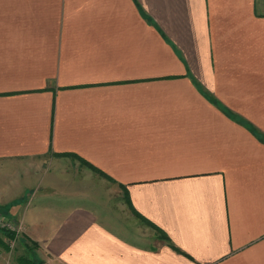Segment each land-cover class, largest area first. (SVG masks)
Segmentation results:
<instances>
[{
	"label": "crops",
	"instance_id": "0c3cea01",
	"mask_svg": "<svg viewBox=\"0 0 264 264\" xmlns=\"http://www.w3.org/2000/svg\"><path fill=\"white\" fill-rule=\"evenodd\" d=\"M0 203L44 263L264 264V0H0Z\"/></svg>",
	"mask_w": 264,
	"mask_h": 264
},
{
	"label": "rangeland",
	"instance_id": "374dc122",
	"mask_svg": "<svg viewBox=\"0 0 264 264\" xmlns=\"http://www.w3.org/2000/svg\"><path fill=\"white\" fill-rule=\"evenodd\" d=\"M60 157H65V159ZM57 159L59 162L68 165L66 175L71 178L69 179V186H77L81 191L90 192L92 195H97L96 193H98L103 196L106 203H109L111 207L119 210L120 213L126 211L125 207L122 211L123 204L125 206V198L113 180L94 169L89 162L75 154H61ZM100 190L103 193H100ZM9 207H7V204L0 203V216L15 226V229L10 230L17 232V237L15 238V241L8 240L11 248L4 254L5 260H3V256H0V260L5 261V263L9 261L12 263L16 262L17 264H25L24 262L27 261V264H39L40 262H43L42 253L38 249L39 243L31 239L27 240L23 238L18 225L11 216H9ZM133 217V221L135 222L133 224H136L134 227L138 229V218L135 215H133ZM142 228L144 229V227ZM0 229H3V227Z\"/></svg>",
	"mask_w": 264,
	"mask_h": 264
},
{
	"label": "trees",
	"instance_id": "16d2710c",
	"mask_svg": "<svg viewBox=\"0 0 264 264\" xmlns=\"http://www.w3.org/2000/svg\"><path fill=\"white\" fill-rule=\"evenodd\" d=\"M92 166V165H91ZM94 169H96L94 166H92ZM97 170V169H96ZM100 172V170H98ZM100 173H103V172H100ZM104 174V173H103ZM105 176H107L106 174H104ZM108 177V176H107ZM6 236H8L10 239L14 240L16 237H17V232H15L14 230H10L8 228H3V229H0ZM161 237L166 239V237L164 236V234L162 233L161 234ZM25 264L28 263L27 262H24ZM39 264H45L44 262H40Z\"/></svg>",
	"mask_w": 264,
	"mask_h": 264
},
{
	"label": "built area",
	"instance_id": "2783aa9c",
	"mask_svg": "<svg viewBox=\"0 0 264 264\" xmlns=\"http://www.w3.org/2000/svg\"><path fill=\"white\" fill-rule=\"evenodd\" d=\"M2 227L8 228V229H15V226L12 223L3 219L2 216H0V228H2Z\"/></svg>",
	"mask_w": 264,
	"mask_h": 264
},
{
	"label": "water",
	"instance_id": "95a60500",
	"mask_svg": "<svg viewBox=\"0 0 264 264\" xmlns=\"http://www.w3.org/2000/svg\"><path fill=\"white\" fill-rule=\"evenodd\" d=\"M45 264H49V263H45Z\"/></svg>",
	"mask_w": 264,
	"mask_h": 264
}]
</instances>
